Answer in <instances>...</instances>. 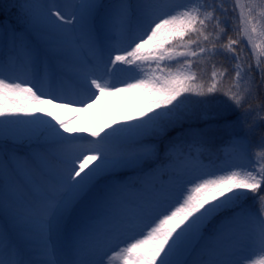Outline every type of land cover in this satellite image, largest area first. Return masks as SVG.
Instances as JSON below:
<instances>
[{"label":"snow or ice","instance_id":"6c2138e0","mask_svg":"<svg viewBox=\"0 0 264 264\" xmlns=\"http://www.w3.org/2000/svg\"><path fill=\"white\" fill-rule=\"evenodd\" d=\"M0 264H264V0H0Z\"/></svg>","mask_w":264,"mask_h":264},{"label":"rangeland","instance_id":"374dc122","mask_svg":"<svg viewBox=\"0 0 264 264\" xmlns=\"http://www.w3.org/2000/svg\"><path fill=\"white\" fill-rule=\"evenodd\" d=\"M62 115L64 116V118H69V117L75 116L76 113H63ZM46 118H47V117H46ZM93 118H95V117H93ZM249 203H250V204H253L252 201H249ZM253 206H254V208L258 207V205H253Z\"/></svg>","mask_w":264,"mask_h":264},{"label":"trees","instance_id":"16d2710c","mask_svg":"<svg viewBox=\"0 0 264 264\" xmlns=\"http://www.w3.org/2000/svg\"><path fill=\"white\" fill-rule=\"evenodd\" d=\"M257 102H258V101H255V100H254V101H253V104L255 105Z\"/></svg>","mask_w":264,"mask_h":264}]
</instances>
